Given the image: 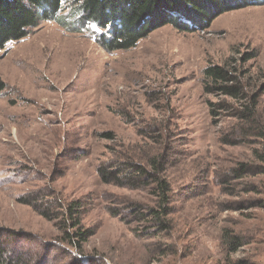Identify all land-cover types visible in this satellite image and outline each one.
I'll list each match as a JSON object with an SVG mask.
<instances>
[{
  "label": "rangeland",
  "instance_id": "rangeland-1",
  "mask_svg": "<svg viewBox=\"0 0 264 264\" xmlns=\"http://www.w3.org/2000/svg\"><path fill=\"white\" fill-rule=\"evenodd\" d=\"M232 57H250L242 79L260 91L264 4L225 12L206 30L164 25L126 51L48 20L9 43L0 51V227L17 233L4 234L10 248L39 264H264V174L237 170L258 163L264 139L229 112L211 116L208 101L227 98L202 82L206 66ZM132 154L163 164L173 209L163 231L138 218L154 207V184L131 190L98 177L99 164ZM40 189L84 204L82 225L94 232L81 251L19 202Z\"/></svg>",
  "mask_w": 264,
  "mask_h": 264
},
{
  "label": "trees",
  "instance_id": "trees-1",
  "mask_svg": "<svg viewBox=\"0 0 264 264\" xmlns=\"http://www.w3.org/2000/svg\"><path fill=\"white\" fill-rule=\"evenodd\" d=\"M263 4L264 0H0V51L9 43L28 36L40 20L54 21L66 29L87 30L92 39L108 52L126 51L164 25L170 24L183 32L206 30L217 16L225 12ZM249 58L234 61L232 57L222 65L206 66L202 70L203 88L206 93H218L230 100L208 101L211 116L229 112V116L241 124H249L254 134L264 139V123L256 120L259 96L264 90V73H254L257 80L262 81L256 82L260 91L250 94V81L245 84L242 79L248 71L242 66ZM4 87L5 83L0 79V92ZM103 136L112 138V133L106 132ZM155 140L159 141L158 137ZM254 157L257 164H240L237 170L264 174V146L255 151ZM142 160L132 154L126 160L99 164L96 172L102 183L131 190L154 184V207L140 212L138 218H149L152 228L163 231L168 228L169 216L173 214L168 199L170 189L162 177L163 164L154 156ZM18 200L42 218L52 221L61 241L78 251L93 235L92 229L82 225L84 204L80 199L65 201L54 190L40 189ZM261 204L264 205V201ZM110 214L120 216L115 209H111ZM4 234L17 233L0 227V264H39L36 258L26 259L22 252H14L15 247L10 248L13 240ZM224 237L233 238L228 233Z\"/></svg>",
  "mask_w": 264,
  "mask_h": 264
}]
</instances>
